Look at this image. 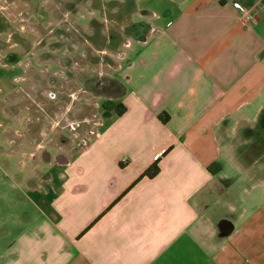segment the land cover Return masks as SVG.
Returning <instances> with one entry per match:
<instances>
[{"label": "crops", "instance_id": "crops-1", "mask_svg": "<svg viewBox=\"0 0 264 264\" xmlns=\"http://www.w3.org/2000/svg\"><path fill=\"white\" fill-rule=\"evenodd\" d=\"M157 1L155 22L117 54L124 115L48 145L55 157L34 160L50 132L32 154L7 141L38 170L18 179L34 212L0 240V264H264V177L257 204L237 192L253 178L241 147L264 142V0ZM70 100L67 114L87 112ZM157 160L160 173L139 180Z\"/></svg>", "mask_w": 264, "mask_h": 264}, {"label": "rangeland", "instance_id": "rangeland-1", "mask_svg": "<svg viewBox=\"0 0 264 264\" xmlns=\"http://www.w3.org/2000/svg\"><path fill=\"white\" fill-rule=\"evenodd\" d=\"M156 4L159 1L0 0L2 242L16 236L20 224L30 216L27 212H34V206L28 200L29 189L18 179L27 177V171L31 175L38 170L37 163L25 169L19 162L20 156H11L7 141L15 142L12 152H19L22 143L25 148H30L32 154L35 147L43 144V135L50 132L43 148L38 154L34 153L36 160L38 157L43 159L46 153L55 157L59 149L48 146L54 142L55 145H62L63 141L70 145L74 140L80 143L85 138V129L97 130L103 122L102 117L105 118L109 111L108 103L118 104V100H114L118 93L106 94L102 89L88 86V82L97 77L109 81L119 79L115 73L119 64L117 54L127 51V46L135 40L129 27L155 22L152 14L159 12ZM52 93L60 99H52ZM72 95H76L75 104L83 103L86 116L66 113ZM236 124L241 128L247 122L239 120ZM241 139H244V134ZM250 142L254 143L253 149H248L247 145L241 148L246 153L248 164L253 165L250 170L253 178L241 184L247 187L246 190L237 188V192H250L252 189V202L248 195L245 200L255 205L263 199L259 179L264 177V142L259 139ZM50 169L49 165L43 164L40 173Z\"/></svg>", "mask_w": 264, "mask_h": 264}, {"label": "flooded vegetation", "instance_id": "flooded-vegetation-1", "mask_svg": "<svg viewBox=\"0 0 264 264\" xmlns=\"http://www.w3.org/2000/svg\"><path fill=\"white\" fill-rule=\"evenodd\" d=\"M147 29L148 24L146 23H138L129 27V30H131V34L134 36H143L146 33ZM88 86L94 87V89H102V91L106 92V94H111V92L119 94V92L121 91V88L118 87V84H116L115 82H111V80L109 81V79L104 80L101 77L90 80L88 82Z\"/></svg>", "mask_w": 264, "mask_h": 264}, {"label": "trees", "instance_id": "trees-1", "mask_svg": "<svg viewBox=\"0 0 264 264\" xmlns=\"http://www.w3.org/2000/svg\"><path fill=\"white\" fill-rule=\"evenodd\" d=\"M109 106L107 109H109L108 113H114L117 117H120L122 115H124L127 112V107L123 104V103H108ZM106 109V107H104ZM164 118H160V120L163 123L168 122L169 120V116L167 114L164 115ZM160 160L155 161L146 171L145 173L141 176V179L143 178H149V179H153L155 178L159 173H160ZM215 167H210V171L214 169Z\"/></svg>", "mask_w": 264, "mask_h": 264}, {"label": "built area", "instance_id": "built-area-1", "mask_svg": "<svg viewBox=\"0 0 264 264\" xmlns=\"http://www.w3.org/2000/svg\"><path fill=\"white\" fill-rule=\"evenodd\" d=\"M235 8L240 11V13L242 14V18L246 24L252 21V16L250 15V13H248L241 5L236 4Z\"/></svg>", "mask_w": 264, "mask_h": 264}, {"label": "water", "instance_id": "water-1", "mask_svg": "<svg viewBox=\"0 0 264 264\" xmlns=\"http://www.w3.org/2000/svg\"><path fill=\"white\" fill-rule=\"evenodd\" d=\"M233 227L232 224L228 221H222L221 222V230H222V235L227 236L230 234L232 231Z\"/></svg>", "mask_w": 264, "mask_h": 264}]
</instances>
